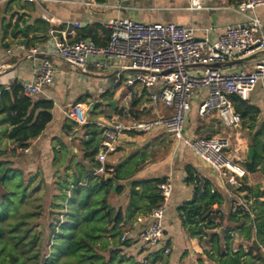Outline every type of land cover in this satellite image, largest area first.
<instances>
[{
	"label": "built area",
	"instance_id": "1",
	"mask_svg": "<svg viewBox=\"0 0 264 264\" xmlns=\"http://www.w3.org/2000/svg\"><path fill=\"white\" fill-rule=\"evenodd\" d=\"M27 3L39 0H22ZM47 1V0H42ZM192 9H201L199 0H189ZM86 6H91L89 2ZM264 6V0H238L233 8L244 17V22L228 25L215 40L196 38L193 29L174 23H141L121 17L102 24L108 32L106 44L98 47L91 39L77 36L79 22L64 23L62 29H48L46 41L35 46L16 41L7 48L4 58L21 57L27 60L40 58L33 67L29 81L19 83L21 94L29 99L37 98L57 79L60 62L78 69L83 74L88 68L103 69L108 63L118 65L114 81L119 82L120 73L130 72L124 86L129 90L123 94L127 120L107 121L89 120L87 110L98 103L71 106L66 117L77 126L95 125L99 128L102 142L96 155L99 164L95 174H103V163L107 153L120 145L126 133L134 135L162 132L178 145L188 149L197 160L215 171L228 185L238 187L248 174L234 156L227 155L228 140L221 137L199 138L186 129L187 115L191 110L193 96L205 89L206 98L200 101L197 115L206 117L213 114L225 129L239 128L241 118L234 110L231 97L248 101L250 94L261 82L264 83V35L261 22L253 14L256 8ZM47 21V19L43 16ZM256 55L251 70L241 68L232 73H224L216 65H224L234 59ZM6 65L0 60V73ZM159 85L158 91L148 96L154 107L165 108L167 113L156 114L153 119H135L128 114L129 102L140 90H148ZM136 86L138 89L136 90ZM160 111V110H157ZM27 153L28 148H18ZM172 183L167 179L158 186L163 202L144 216L135 218L134 240L147 249L164 248L165 204L171 196ZM126 240L125 236L121 241Z\"/></svg>",
	"mask_w": 264,
	"mask_h": 264
},
{
	"label": "trees",
	"instance_id": "2",
	"mask_svg": "<svg viewBox=\"0 0 264 264\" xmlns=\"http://www.w3.org/2000/svg\"><path fill=\"white\" fill-rule=\"evenodd\" d=\"M93 1L105 2V0ZM22 3L26 2L19 0L5 2L3 12L0 11V15L4 13L3 18L0 19V38H5L8 34L15 38L19 34L18 21L22 16L19 10L23 7ZM6 18L7 21L4 20ZM87 35L83 38H87L89 36ZM8 45L4 43L3 47ZM107 94L105 92L100 97L104 98ZM138 98L139 94L130 103L129 110L132 117L136 120L155 118L154 106L149 98L140 97L152 107L143 111L148 115L151 114L152 118H143L140 114L143 112L138 109L134 111L138 105ZM231 101L234 110L241 118L239 127L245 126L244 123L247 121L256 122L260 113L256 107L236 97H231ZM53 106L50 100L29 99L23 96L17 82L12 83L9 90H0V125L5 124L9 127L3 131V136L10 141L13 149L29 148L32 141L42 135L47 124L52 120ZM96 107L95 105L90 115L95 113ZM116 107L114 108L116 111H122ZM253 126L248 125L250 130ZM204 128L203 123H197L195 134L203 136L194 135L199 138H211L210 134L214 133L204 132ZM99 143L97 131H93L92 137L80 145L82 161L76 162L73 166L70 182L66 183V177L63 178L64 184H58L61 202L54 204L58 211L48 224L49 236L45 244L49 250L47 257H44L39 250L43 240L42 237L39 239L38 233H42V230L35 229L33 236H29L32 225L26 218L29 216L21 211L19 216L15 219L11 217L9 222L0 215V264L4 262V255L8 256L10 263L21 264L27 262L29 264H114L112 252L107 260L99 252H105L108 245L112 244L109 241L110 237L120 234L125 215L132 217L136 213H149L163 202L158 186L166 181V177L132 181L146 161L143 155L139 157L132 155L124 162L115 164L106 163L103 174H95L94 169L99 164L94 158L99 151ZM248 146L252 148V158L249 159L247 156L242 167L248 173L258 171L264 177V122L260 129L249 136ZM84 160H89L91 166H84ZM184 174V183L193 187V197L191 201L183 202L177 213L188 237L199 240L205 238L209 249L203 252L215 264H241L243 259L247 264H252L249 259L264 264V188L246 184L244 177L240 185L235 188V191L242 195L240 197L242 203L234 210L231 207L224 211L225 197L208 179L202 177L189 164L185 165ZM30 180L31 177L25 180L21 169L0 160V188L7 190L0 196L1 212V207L5 203L10 205L14 203L13 189L17 190L22 205L24 191L29 187ZM129 180L131 185L128 189V205L123 213L121 208L115 209L108 203V197L112 193L120 195ZM115 181L119 184L112 191ZM239 229L241 230L238 235L242 236V240L234 247L232 233ZM253 241H256L258 248L253 245Z\"/></svg>",
	"mask_w": 264,
	"mask_h": 264
},
{
	"label": "crops",
	"instance_id": "3",
	"mask_svg": "<svg viewBox=\"0 0 264 264\" xmlns=\"http://www.w3.org/2000/svg\"><path fill=\"white\" fill-rule=\"evenodd\" d=\"M6 1L7 0H0L1 12H3L5 8L4 4ZM87 2L92 5L86 6L85 3ZM199 2L202 5L201 9H192L190 7L189 0H105L103 3H96L93 0H39L33 3H22L21 5L23 7L19 10V14L22 15L18 21L19 34L15 38H12L9 34L6 35L5 38H0V60H2L4 65H6L4 72L0 73V90H9L10 86L14 82L19 84L31 80L34 70L33 67H35L37 62L40 60V58H36L34 60H27L21 57L4 58L3 53L6 50V47H3V44H13L16 41H20L25 42L26 45L35 46L42 42L44 43L46 41V33L48 29H62L64 27V23L67 22H79L81 27L76 30L77 36L82 39H91L98 47L104 46L108 39V32L103 29L102 24L109 20L121 17L129 18L141 23H174L176 25L193 29V34L196 38L207 39L210 42L215 41L223 33L226 26L244 22V17L233 10L235 5L238 3V0H199ZM253 14L260 20V32L264 35V6L256 8L253 11ZM1 15L3 16L4 13ZM43 16L47 19V21L43 18ZM86 35L88 37L83 38V36ZM91 36L93 38H91ZM255 58L256 55L242 59H234L227 64L216 65V67L224 73H232L241 68L251 70L255 62ZM56 64H58V71H60L57 79L51 86L47 87L37 98H35L40 100H50L53 102L54 106L51 111L52 120L47 124L42 135L32 141L31 146L28 148V152L26 153L27 155L30 154L29 158L31 159L24 158L22 161L25 162V164L28 163L31 165L33 162L37 163L35 159L39 158L40 153L46 160H52L55 156L58 157L62 154L63 157L65 156L66 160L70 159L71 162L75 160L73 164L74 166L76 162H79L78 157L80 152L78 151V145H81V143L92 137V132L86 131V128L89 127L88 125H75L66 117L65 112H67L71 106L80 105L83 107V104H91L94 100L98 101L96 104L97 106L102 102L101 98L97 97L92 100L90 92L85 91V89L82 88L75 89L72 93L66 95V90H64L63 87L65 85H62L61 83L63 78L62 68L65 64L60 62H56ZM118 65L119 63H108V65L103 69L107 68L114 72L119 70ZM108 75H110V73ZM130 75L131 73L125 75L120 73V79L121 77L126 79ZM103 77L105 78L106 76ZM107 82L108 79L106 77L104 90L95 96H101L105 92L108 93V91L110 92L109 94H113L115 92V90L111 91L112 87H110L109 82ZM112 85L113 87H116L114 83ZM59 87L62 88L60 89ZM124 89H126L125 92L129 90V88L125 86ZM61 90H63L62 96L65 97L62 99L64 102L60 101V97L57 98ZM196 96L197 105L195 114L197 115V107L200 104V101L206 98L207 91L202 89L198 91ZM138 99L139 103L142 99H140V97ZM120 102V109H122L123 117H126L124 108L126 103H124L123 100ZM247 102L251 106L256 107L260 112L256 122L254 123L247 121L244 123L245 126H240L237 129L225 130V128L220 125L219 121L213 115L220 126V129L216 130L217 125L210 122V119L203 122L205 126L204 132H213L215 136H219L220 134L224 135V137L221 138L227 139L229 143L227 155L234 156L239 161V164L245 162L246 157L248 156V148H250L248 146L249 136H252L256 130L260 129L264 122V83L259 82L256 85ZM130 103L131 101L128 104L129 109ZM113 104L111 102L112 107L114 106L115 108V104ZM193 105L194 102L192 100L191 108ZM93 108H89L87 110L89 120L121 121L119 120V115L116 114L111 115V118L99 117L91 119V116L99 112L97 111L93 115H90ZM137 108H139L138 111L141 112L145 109H152V107L147 103L141 108L137 105ZM157 110H160L159 107H154L155 117L156 114L167 113L166 110ZM114 111L115 113H119L118 110ZM127 113L131 114L130 110L127 111ZM126 120L124 122H126ZM248 125H254L252 130H250ZM6 128L9 127L5 124L0 125V137H4L3 131ZM79 129H81V131L77 132ZM84 131H86V137L82 139L83 136H81L80 133H83ZM97 137L100 139V145L102 142L100 131H97ZM131 137H136V135L132 133H126L123 135L121 137L120 145L116 148L119 149L120 147H125L131 140ZM30 150L32 151L30 152ZM94 160L97 162L96 156ZM125 160L126 159H122L118 162H124ZM181 163L182 167L179 170H176L177 172L175 174L169 173L168 175L147 173V176L139 177L137 176V173L141 171V167L135 174L132 181L166 177V180L169 179L172 183L173 190L170 198L165 204L163 221L164 232L167 234L165 235V240L167 242L169 241L168 244L171 249L170 258L173 261L172 264L180 263L182 262V259H184V264H215L210 261L203 252L204 250L209 249L207 246L208 244L206 243L207 240L205 238L200 240L197 238H189L181 226L177 210L183 202L191 201L193 197V187L184 183V167L188 164L191 165L202 177L208 179L218 189V191L225 197L224 211H227V209L231 207L232 210H234L237 205H240L242 203V200L239 197L241 194L235 191L236 186L228 185L216 172L208 168L199 160H193L184 156ZM73 166L65 167L66 171H69L70 177L72 175V168L74 170ZM49 168L54 169L52 165H50ZM95 169H97V167ZM257 173L260 174L259 172ZM250 175L251 173H248L245 176V182L246 184L252 186L254 183L251 181ZM127 182H130V180ZM174 182H176V184L180 183L181 187L175 186ZM130 185L131 182L120 195H116L114 193L110 194L108 197V203L114 207L113 201L116 200V202H120L124 200V204L121 205V207L126 211L128 199H126L125 194H127L126 196L128 198V189ZM185 185L190 188L189 192L186 190H180L184 188ZM138 216L142 215L140 213H136V215L132 217H127V215H125L124 221L126 222L128 220L134 224V219ZM240 230L241 229L232 233V236L234 237L233 241H235L234 247L240 244L242 240V236L240 237L238 235ZM181 257L183 258L180 259ZM243 262L241 261V264Z\"/></svg>",
	"mask_w": 264,
	"mask_h": 264
},
{
	"label": "rangeland",
	"instance_id": "4",
	"mask_svg": "<svg viewBox=\"0 0 264 264\" xmlns=\"http://www.w3.org/2000/svg\"><path fill=\"white\" fill-rule=\"evenodd\" d=\"M21 1V0H19ZM9 15V14H8ZM3 16L0 15V19H2ZM7 21L8 19H4ZM12 44H9L7 48L11 47ZM120 65L125 64V61H119ZM110 69H96V68H88L86 70V74H82L81 71L78 69H75L69 65H64L62 68L63 72V78L61 80L62 85L64 87V90H66V95H69L72 93L75 89H85V91L90 92V97L92 100L98 98H101L100 96H95L96 94H100L104 90L105 85V79H102L103 76H107L109 73L111 74L112 71ZM130 72H124L123 75L128 74ZM108 83V82H107ZM124 83L125 79L124 77H121L116 87H112L111 91L115 90L113 94H108L106 97L101 98V103L97 105L95 112H97L95 115L91 116V119L99 118V117H107L111 118V115L116 114L119 115V120L125 121L127 118L123 117V112L120 111L119 113H115L114 106L112 107L111 102L115 104V107L117 109L120 107V101L122 100L123 94L126 93V89H124ZM60 89L62 87H59ZM110 88V87H109ZM159 85H156L155 87H152L148 90H140L139 91V97H142L143 99L148 98L149 94L151 92L158 91ZM138 89V86H136V90ZM63 90L59 92V95L57 98L60 97V101L64 102L62 99L65 97L62 96ZM193 102L194 105L192 106L190 112L187 115L186 119V129L188 132L192 135L195 134V130L197 127V123H203L204 121H207L210 119V122H213L215 125H217L216 130L220 129L219 123L214 118L213 114L207 115L205 118L198 117L195 114V109L197 105V96H193ZM119 105V106H118ZM146 105L145 101L141 100L138 103V106L141 108L142 106ZM159 106L160 110H165L164 107ZM156 108V107H155ZM137 107H135L134 111H136ZM156 110V109H155ZM142 114L143 118H152L151 114H147V112L140 113ZM89 127L86 128V131L93 132V131H100L99 128H97L94 125H88ZM229 130V129H225ZM81 131L79 129L77 132ZM86 131L83 133H80L82 139L86 137ZM197 134V135H196ZM196 136H203L201 134L196 133ZM194 135V136H195ZM211 137H215V134H210ZM195 136V137H196ZM216 137H224L223 134H220ZM0 160L9 162L13 167H16L18 169L21 168L23 171V175L25 180L28 177H31V180L28 182V188L25 189L22 205H20L19 198L20 196L17 194V190L13 189L12 195H13V204L10 205L8 203H5L0 211V215L5 219L7 222H9L10 218L15 219L17 216H19L22 213L24 215H28L29 217L27 220L32 225L31 232L28 234L29 236H33V230H42V233H38L39 239L42 237L43 243L42 246H40V252L44 257L48 255V246H46V241L48 240L49 236V229L48 224L53 220L52 217H54L55 213H57V209L55 208L56 203H60L61 199L58 192V184L62 183L64 184L63 178L67 179L66 183L70 182V176L69 171H66V166L72 167L75 160L71 162V160H66L65 156L61 154L58 157H54L52 160H46L42 154L39 153V158L35 159L37 163H31L29 165L28 163L25 164L22 160L24 158H29L30 154L26 153H20L18 148L13 149V145L10 143V141H7L4 139V137H0ZM117 149V148H116ZM114 152H110L106 154V158L104 160V164L106 163H116L118 161H121L122 159H127L128 157L132 155H143L146 158L145 163L142 165L141 171L137 173V176L139 177H145L147 176V173H153L156 175H162V174H169L173 173L175 174L177 171L182 167V159L185 157H189L193 160H197L195 156L188 150L184 149L182 147V144H177L176 141H173L171 138H169L167 135L163 134L162 132H152L149 134H140L136 135V137H131V140L127 143L125 147H120ZM14 150L15 152L12 153L11 151ZM32 150H30L31 152ZM78 151L79 154V161H82V149L80 144L78 145ZM245 155V154H243ZM31 159V158H29ZM198 161V160H197ZM87 162V163H86ZM86 163V164H85ZM84 166L89 167L91 166L90 161H83ZM52 165L54 169L49 168V166ZM94 165V164H92ZM215 172V171H214ZM258 171L251 173V181H253V187L260 186L261 188L264 187V178L257 173ZM13 182V181H11ZM127 183V182H126ZM125 183V185H126ZM127 186V185H126ZM180 190H186L190 191V188L185 185L184 188ZM7 192L6 189L0 188V196L2 194H5ZM128 193V192H127ZM127 194H125L126 199ZM239 197H242L239 196ZM122 200V198H121ZM120 201V200H119ZM120 204V206H119ZM124 204V200L120 202L113 201V206L115 209L121 208L123 213L125 210L121 207V205ZM254 204V203H253ZM228 206V204L226 203ZM255 205V204H254ZM54 215V216H53ZM142 216L145 215V213L141 214ZM133 221V220H132ZM136 224V223H135ZM133 222L130 221L124 222V225L120 228V234L114 237H110L109 241L112 243L109 244L106 248L105 252H99L101 255L104 256V258L107 260L109 257L110 252L113 257V263L114 264H172L173 261L171 260V249L169 248L168 242L165 240V235H167L164 232V242L162 243L163 249L167 248L169 249V253L165 254L162 249H147L144 246H141L138 244L136 240H134V236L136 234V231L133 228ZM125 236L126 240L124 242L121 241V237ZM118 241V242H116ZM41 245V243H40ZM42 247V248H41ZM19 254V252L17 251ZM182 256V254H181ZM21 257V255H20ZM181 257L180 259H182ZM184 259H182V262L175 263V264H184ZM244 259L242 260V262ZM249 261L252 264H261V262H256L254 260L249 259ZM3 264H21L19 262L10 263V259L8 256L4 255V262ZM26 264V263H25ZM27 264H29L27 262ZM242 264H246L244 261Z\"/></svg>",
	"mask_w": 264,
	"mask_h": 264
},
{
	"label": "water",
	"instance_id": "5",
	"mask_svg": "<svg viewBox=\"0 0 264 264\" xmlns=\"http://www.w3.org/2000/svg\"><path fill=\"white\" fill-rule=\"evenodd\" d=\"M237 62H238V61H237ZM117 73H118V71L116 70V71L112 72L110 75L106 76L107 79H108V82H109L110 87H113L112 84L114 83L115 79L117 78V77H116V74H117ZM106 77H105V78H106ZM103 78H104V77H102V79H103ZM105 78H104V79H105ZM112 104H113V103H112ZM113 105H114V104H113ZM252 154H253L252 148H248V158H249V159L252 158ZM118 184H119L118 181H115V182H114V186L112 187V191L115 190V188H116V186H118ZM129 184H130V182H127V183H126L127 186H129ZM174 185L177 186V187H181V184H180V183H177V184H176V182H174ZM253 245H254L256 248H258V246H257V244H256L255 241H253Z\"/></svg>",
	"mask_w": 264,
	"mask_h": 264
}]
</instances>
